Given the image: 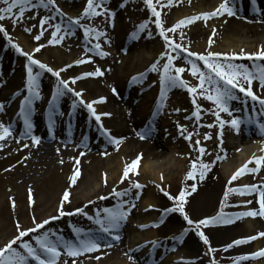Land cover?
Instances as JSON below:
<instances>
[{"label": "bare ground", "instance_id": "6f19581e", "mask_svg": "<svg viewBox=\"0 0 264 264\" xmlns=\"http://www.w3.org/2000/svg\"><path fill=\"white\" fill-rule=\"evenodd\" d=\"M197 1V6L193 5L194 9H192V11L181 10L182 8L175 12L169 11L166 15L169 19V23L174 25L185 17L203 12H211L220 3V0ZM56 4L61 10L62 16L58 14L57 17H52L51 12L50 16L54 20L53 22L57 23L59 20L65 26L67 25L69 17L82 18L83 9L87 6L86 0H74L72 2H70V0H58ZM241 4L242 3H236L235 16L229 17L224 15L212 17L207 21L200 19L177 28L181 33V36L178 37L181 39L182 37H186L185 40L188 43H186V46L189 51L205 54L208 51L221 53H227L223 51H237L247 46L249 40L253 41V43L262 41L264 43V15L256 16L253 14V9L246 4ZM259 5H261L260 2ZM77 6L81 7V12L72 14L70 9ZM102 7L112 12L110 23L106 14L97 15L89 19L91 23L88 21L89 24L86 28L95 27L102 30L105 35L100 37L93 35L94 38L92 37L90 42L84 39L83 52L75 50L76 44L67 38L60 39V42L57 44H50L54 48L47 47L50 39L48 37L44 39V42L37 40L38 42L34 44L32 51L29 53H31L35 59L40 56L45 62L51 66H55L60 72L59 77H64L70 82H72L70 78L82 77L75 81V86L83 89L84 93L82 95L84 98L85 96L90 97H87L85 102H92L94 100L99 101L101 97L106 98L104 102H98L94 107L97 114L110 113V115H101V121L97 122L95 117H93L89 111L87 112L85 106L81 104L80 101L71 99L73 97H71V94L66 90H64L63 94H59L53 98L52 93L54 88H52V86L56 87L58 82L52 83L54 79L50 72L46 69H39L34 65V73L39 72L36 80V92L38 96L33 99L31 110L27 112V118L31 125V135L38 137L35 146L31 144V135L25 138L24 118L20 115V111L16 114L17 108L12 106L14 103H17V101L20 103L19 97L21 95H28L25 87L26 70L21 74L18 69H15L17 63L12 62L14 61L10 57L12 52L5 44L0 43V50L1 48H5L3 53L0 52V104L3 105L2 110H0V123L6 126L11 125L10 136L0 140V145H2V147H0V238L11 237L10 235L14 230H17V224L22 226V224H26L25 221L33 222V218H35L36 222L49 220V225L51 221L56 220L49 219L50 217H58L57 219L62 218L68 221L82 220L85 216L78 213L76 216L73 214H66L64 216L59 215L58 209L63 193L66 190L70 192V196L69 201L64 202L63 205L65 213H74L76 208H81L88 203V201H92V203H99V206L94 208V212L88 213V215L91 214V216H95L97 211L107 207L104 201H110L108 205H113L114 203L118 205L121 200H128L130 203L138 201L141 191L132 186L133 181H138L142 185V188H144L141 204L139 203L140 208H131L130 204L124 205V207L129 206L130 214L134 216V218L139 219L138 221L143 225L149 221L151 223L152 219L155 218L153 212L148 213V211H145V207L153 204L156 208L160 206L157 192H161V189H163V191L171 188L175 189L173 186H175L177 179L180 177V172L177 169L180 165V161L172 157L170 158L168 154H171V152L175 150L177 152L179 149L175 148L180 147V151L188 156L189 152L184 146L185 142L183 143L180 142L179 139H174L173 142H176L177 145L168 146L171 152L165 153L164 151L156 150V147L159 145V138L156 134H153V132L147 131L145 133V137L148 136L150 138L153 136L152 143L140 139L139 135H137V133L143 129V121L147 119L144 113H147L146 111L156 103L157 95L150 98L145 97L142 99V102L140 101V103L133 105L136 97L133 84H135L136 81L133 82L132 78L137 75H135L128 66L124 64L117 65L119 57H122V54H126L127 52L123 51L122 41L124 39L121 40L124 31H126V26L122 22L119 23V25L115 23L116 20H120V13L113 2L105 0ZM46 11L47 9L42 7L26 9L23 18L19 19V27L25 30L28 28L29 21L33 19L39 24L40 18L47 15ZM25 20H28V22H24ZM49 21L52 23L51 20ZM111 23L114 24L112 29ZM45 24L47 25V22ZM84 25L87 24L84 23ZM60 29L62 28L60 27ZM213 29L216 30L214 36L212 35ZM210 37L213 40L211 45H209ZM24 41L27 42V38H24ZM96 43L101 45V50L107 53V55L101 56L97 53L94 49ZM39 45L44 46L40 48L38 52L34 51ZM108 46L111 47L110 50L103 49ZM118 47H120V49H117ZM221 47H224L222 51L220 50ZM87 48L91 50L90 54ZM124 48L128 47L126 46ZM247 48L251 50L253 46H247ZM138 52L137 50L130 51V57H139ZM20 55L22 54L20 53ZM115 55L118 57L116 58ZM146 56L149 58L147 53ZM88 57H91V59H88ZM25 59L28 63L27 58ZM220 59L223 61L224 58L221 57ZM77 60H82L83 62L77 64L75 63ZM113 61L117 62L116 65L113 64ZM146 61L147 59L144 62ZM151 62L152 60L150 59L146 64L151 65ZM258 63H264V61H258ZM97 68L101 70L102 75L83 76L84 73L93 72ZM129 81L132 84V89L129 88L128 90L127 82ZM153 84L156 86L157 90L161 88L160 78L154 79L151 85ZM113 88L116 90L115 93L112 91ZM173 88L175 91L180 90L178 86H173ZM252 88L257 95L264 96V87L258 86L257 81H253ZM125 89L128 90L127 97L125 96ZM169 89L171 90V87H169ZM238 96L241 97V99H236V103V100L229 102L230 109L234 108V111H232L233 116H235V111L238 110L237 115L240 116L241 119L250 112L251 115L255 116V121H264V116L261 114L259 115V112H251V106H253V111L255 106H259L260 108L259 103L251 100L248 101L250 98L244 103L243 96ZM148 100H150V104ZM74 101L75 103H73ZM183 101L185 102V99ZM44 106L45 108H43ZM15 114L17 116H14ZM37 114H41V118H37ZM219 115L220 118L224 120L230 119L227 113L220 112ZM65 120L69 122H64ZM109 121L112 123L114 122L115 127H112L110 123H106ZM100 123L103 124L104 128L110 130L112 136L123 137V140L119 141L118 148L116 145L109 142L108 137L100 128ZM227 126L229 125L225 124L224 128ZM224 128L222 130V147L221 137H219V141H216L219 145L216 158L218 156L220 157L218 160L221 162L220 168L222 170L217 171L214 167L210 169L208 171L210 181L205 178L203 180L188 179L186 174L191 168L190 165H188V169L185 172L186 179L184 181V190L190 193V195H187V198H190L189 210L191 213L200 216V218L209 216L222 207L226 210L224 212L226 215H228L227 211H233L234 213L240 202L247 204L245 201L253 203L251 208H247L248 211L253 209L259 211L260 208L259 201L262 199L260 193L245 192L244 194H240L238 192H230L227 199H225L224 194L229 188H242L245 185L252 184L264 190V163L260 165L257 172H245L236 180H231L232 175L249 160L253 162L248 166L250 168L255 166L253 156L260 157L259 153L262 151L263 147H260L261 145L259 144L264 146V143H262L264 142V132L261 131L257 123H249L248 120H243L237 138L230 144H227V142H225L226 138L230 139V134L233 132L236 133L237 131L231 128ZM72 145L74 147H72ZM112 152L119 155L109 158L108 155ZM126 153L135 155L134 158H136V160L138 156L140 157L136 168L139 174L137 175L135 172H130L129 177L131 176V178L128 179V181L124 179L123 182H121L123 174L120 175V173L123 170L124 162H122L123 160L120 156ZM77 157L78 164L75 159ZM159 158L164 160L163 165L159 163L157 170H152V168L155 167L152 166V163ZM74 166L79 167L80 174L76 183L71 184L70 177L73 174ZM114 166L115 168H113ZM102 174H106L107 177H109L110 184L112 185L111 189L107 190L105 193L96 195L97 197L91 196L93 192H96L91 190V186L94 185L98 176L101 181ZM161 176H163V179H161ZM118 183L130 187L134 193L120 198L109 195L114 189L117 191L124 190L125 187L116 186ZM192 183L197 184V188L194 192H192L190 188ZM30 193L32 198L31 202L29 200ZM246 194L252 195L250 196L252 198L248 199ZM101 196L106 197V199L104 201H102L103 199H98V197ZM255 204L257 208H253ZM101 205L103 207H101ZM108 208L110 207L108 206ZM50 212L53 213L50 215ZM247 217L241 222H238V226H232L230 231H224L226 229L218 230L222 232L220 233V237L226 232L228 233L226 236H228L229 239L231 238L228 241L232 242L249 236H256V240L262 239L263 236H259V233L264 232V225L262 226L258 223L257 229H255L254 232H250L248 227L251 228L252 222ZM178 222L175 216H170V223L176 225ZM69 223L74 226L79 225L73 224L72 222ZM95 226L91 225L92 231H88L86 227L84 229L97 237H101L99 226ZM87 227H89V225ZM174 227L177 229V226ZM120 228H125V224L123 225L120 223L117 229L120 230ZM168 228H170V226H168ZM63 229L61 235L62 239L68 241L76 240L72 238L69 239L68 235L65 237V228ZM61 230L60 232L59 230H55V236H59ZM115 232L116 229L114 230V233ZM126 235L129 236L128 247L125 246V248L129 250V256H126L128 254L125 252L126 249H120L118 245L107 244L102 248L92 252H85L77 256L76 264H131L132 261H135L136 264H141L146 263L145 259L150 261L161 256L160 250H157V255L156 249L152 251L147 250V252H141L140 250L142 246L141 242L144 239L153 238L154 232L149 231L145 237H140L139 229L133 228L131 231H128ZM105 238L106 237L103 236V240H105ZM261 242V240L256 241L254 246L253 242H249L251 243L250 247L246 245L247 242L239 245L234 244L231 248L238 247V250H247L248 253L252 254L253 249L254 252L260 251L258 249H261ZM240 245L243 247H239ZM121 247L123 246L121 245ZM262 249H264V247ZM135 251L137 252L135 253ZM130 253L135 255L131 256ZM137 254H141V257H138ZM187 255H183L182 260L190 262ZM130 256L132 259H129ZM96 257L99 258L97 259ZM261 258V262L258 264H264V257ZM171 260V258L165 257L160 261V264H173ZM65 261L66 264L72 263L70 260L68 261L66 255L61 252L57 264H65ZM29 264H34V262L29 259Z\"/></svg>", "mask_w": 264, "mask_h": 264}, {"label": "rangeland", "instance_id": "374dc122", "mask_svg": "<svg viewBox=\"0 0 264 264\" xmlns=\"http://www.w3.org/2000/svg\"><path fill=\"white\" fill-rule=\"evenodd\" d=\"M56 1L58 2V0H55V5L54 6H50L49 8H47V17H49L48 21H47V25L44 24L43 26L37 24L36 20H30L28 23V28H31V31H25L23 29H21L18 25V23L13 24L12 19L10 18H5L3 20H0V24H2L4 26V28L6 29V31L10 34L11 38H12V42L13 43H17L21 46V48L23 49L24 52H30L32 51V47L34 46L35 43H37L38 41L34 39V37L37 34L41 33L42 30V35L40 36V41L44 42V39L46 38H50L52 39V32L55 30L54 27H51L50 25H57L59 24V26L62 28L60 29V33H58V36L60 34H62L63 38H67L70 39L73 43L76 44V47L74 48L75 50L79 51V52H83L84 51V43L83 40H89V42L91 41V38L93 37V35L89 34L86 35L85 34V28L86 26H88L89 24V19L88 18H80V25H83V27H81L80 25H74L71 28L67 27V25H63V23L61 21H57L53 22L54 20L51 18L50 16V12L52 14V17H57L58 14L62 16L61 14V10L57 7ZM63 1V0H61ZM69 1V0H67ZM74 0H70V2H72ZM111 2H113L117 8H118V12L119 14V18L120 20H116L115 23H117V25H119V23H123L126 26V31H124V34L121 38L124 39L122 41V49H124L123 47H128L126 48V54H122V57H119V61L118 63L116 61H113V64L119 66L124 64L125 66H128L130 69H132L133 73L135 75L138 74H145L144 77H142L141 79H138L135 84H133V89L136 91V97H135V101L133 103V105H135L136 103H140V101L142 102V99H144L145 97L150 98L153 96L157 95L160 97L161 94V88H159L158 90L156 89V86L153 84V80L157 79L160 77V72L163 69V64L166 62L167 57L166 56H161L160 53L161 52H167L173 56L176 57V59L173 61V64L176 66H183L185 67V72L181 73V77L186 81V83L189 86H195L198 83V80L193 77L188 71L187 68L188 65L187 62L184 59V56L186 55V53L180 51V52H174L171 48L166 47L165 42L163 40V37L160 35V29L157 28L156 24H155V19L156 17L152 14L151 9L145 4L144 0H110ZM197 0H173V3L171 5L167 4V0H160L159 3H156V0H153V3L155 4L156 8L158 11H160L161 13V20H162V27L164 29H170L172 27V25L169 23V19L167 18V14L168 12H175L178 11L179 9L181 10H191L194 9L193 5L197 6ZM33 3H38V0H33ZM0 7H5V5L3 3H0ZM58 8L59 11H56L55 9ZM65 8V7H64ZM63 8V9H64ZM62 9V7H61ZM68 10V9H66ZM72 11V14H77V12H81V7H74L70 9ZM14 12L16 11V9L13 10ZM66 19V16H65ZM52 21V23H50V21ZM87 21V22H86ZM89 21V22H88ZM147 21L146 27L144 28L143 31H138L137 34L135 35V37H133L132 35H130L131 33H133L134 31L137 30V26L142 24L143 22ZM24 22H28V20H25ZM23 22V23H24ZM83 23V24H82ZM87 24V25H84ZM91 23V22H90ZM114 24L111 23V29L113 28ZM44 27V28H43ZM102 31V30H101ZM67 32V33H66ZM36 33V34H35ZM104 33V32H103ZM105 34H103L102 36H104ZM165 35H168L172 38L173 41H175L176 43H180L182 44L184 47L186 46L187 41L185 40L186 37L184 38H179L178 36H181V33L179 32V30H175L174 32L171 31H165ZM24 38H27V42L24 41ZM94 38V37H93ZM252 39V38H251ZM88 42V43H89ZM0 43L5 44L9 50L12 52L11 54V59L14 60L12 61L13 63H17V66H15L16 70L18 69L21 74L26 70L25 65L27 64L26 62V57L24 58L23 55H20V52L16 51L15 48H13L11 46V44L8 42L7 37H5L3 35V33H0ZM125 43V46H124ZM127 44V45H126ZM188 44V43H187ZM246 45V43H245ZM247 46H253V48L248 49ZM247 46H244L240 49H238L237 51H223V52H227V53H242V52H247V53H257L260 51V48L262 46H264L263 41L262 42H254L249 40L247 42ZM47 47H52V45L48 44ZM54 48V47H52ZM131 48V49H129ZM224 47H221L220 50L222 51ZM103 49L106 50H110L111 47H105ZM117 49H120V47H118ZM129 49V50H128ZM2 50V51H1ZM0 52H4L5 48H1ZM139 51L138 55L139 57H130V51ZM87 51L89 52V54L91 53V50L89 48H87ZM116 51V50H115ZM114 51V52H115ZM145 54H144V53ZM149 55V58H147L146 56ZM6 55V54H5ZM145 56V58H144ZM115 57L117 58L118 56L115 55ZM38 60H40L41 62L47 64L48 66H50L53 70L55 71H59L58 69L55 68V66H51L50 64H48L47 62L44 61V59L42 57H37ZM152 60L151 65L146 64V62H144L145 60ZM190 59L196 60L198 66L201 67L202 71H204L207 74V69L204 68L203 66V62L199 61L197 58L195 57H191ZM251 60H246L245 58H237L235 60H233V63H242V64H246L249 67H252L253 65V61ZM155 64L156 65V70L153 71L151 70V66ZM9 66V65H8ZM37 67V66H36ZM80 67V66H79ZM14 69V68H13ZM35 69V67L33 68ZM38 69V68H37ZM51 76L53 77L54 81H52V83L54 82H58V79H63V80H68L64 77H55L52 73H50ZM69 81V80H68ZM128 86L131 88L132 84L129 82H127ZM76 84L72 83L69 81V87L74 89L77 92H80L81 88H77L75 86ZM126 86V85H125ZM179 87V91H175L173 87H171V90L169 88L164 89V98H163V103L165 104V111L164 113H159V114H152L154 113V109L153 111L149 112V110H147V113H144L147 116H153L155 121H156V128L154 129L157 131L156 134L159 138V145L156 147V150H160V151H164L166 152H171V150L169 149L168 146H172V145H177L176 142H173L174 139H179L180 142H185V147L188 150V156H186L187 154H185L184 152L180 151V147H177L175 149H179L177 152L176 150L174 152H171V154H168L170 156V158H174L177 159V161H180V165L177 167V169L180 172V177L177 179L175 186H173L175 189L171 188L169 190L166 191H158L157 192V196H158V201L160 202V206L156 208V206L153 205H148L146 208V212L148 211V213H152L154 214L155 218L152 219L151 223L150 221L143 224L145 225V227H140V225L142 224L140 221H138L139 219L134 218V216H132L131 214H128L126 216V218L121 221V224H125V228H120V230H118V232L114 235H116L118 238L117 239H113L112 236H109L108 234L105 233V235L107 236V240L105 241H111V244H115L118 245V247L120 249H126L125 252L128 253V247L127 245L128 243V238L129 236L126 235L128 233V231H131L133 228H138L139 232H140V237H145L146 234L150 231V232H154V236L153 238L150 239H144L141 244V252H147V250H154L156 249V255H157V250H160V254L161 256L158 258L153 259L152 264H160L161 260L164 259L165 257H169L171 258L173 264H258L259 262H261V257L256 256L253 257L250 253L247 252V250H238L237 248H226V246L228 244H231L232 241H228L230 240L228 236V233L224 232L222 234V237H220V233H222L221 231L219 232L218 230L220 229H226L224 231H230L232 229V226H238L239 223L242 220H244L246 217H239V218H232V222L230 223H219V224H210L208 226H203L201 225L199 228L196 227L195 224L189 225L187 224V222L184 220L183 215L179 212H165V209L168 208H172L176 205L177 201L175 200H171L169 199V196L166 195L165 193H169L171 196L175 197L178 196L179 192L184 190V181L186 179L185 176V172L188 169V165L191 166V162L193 160H197V169H199V160L197 159L198 157L200 159H202L204 162L209 163V167L211 169L212 166L217 165L219 162L216 159V153L218 152L219 149V145L216 141H219V132L221 131V129L219 128V124L217 121V117L216 115H214V113H216L217 109L215 107V105L206 99L205 96L199 95L198 93L201 91V89H197V93H189L187 91L186 88L184 87ZM52 88H55V86H52ZM132 89V88H131ZM68 93L71 94V99L75 100V101H80V98L76 97L74 95L73 92L68 91L67 89H65ZM134 91V92H135ZM236 92H238V94H241L238 90H236ZM84 92L82 91V94ZM237 94V93H236ZM47 95V94H46ZM128 92L125 89V96L127 97ZM49 96V94H48ZM90 98L89 96H85V98L82 95V99L85 101L86 98ZM23 96H20V101L23 100ZM195 98L196 104H199L200 107V118H199V122L196 119V117L193 115L194 111H196V106L195 104H193V99ZM185 99V102L183 101ZM44 100H45V96H44ZM149 104H150V100ZM69 103V102H68ZM67 103V104H68ZM183 103V104H181ZM45 104V102H44ZM85 106V108L87 109L86 105L83 104ZM96 105V104H94ZM93 105V107H94ZM14 108H18V110H20V104L17 103L13 105ZM95 108V107H94ZM64 109V108H62ZM87 111H89L87 109ZM90 112V111H89ZM152 117V118H153ZM151 122V119H148ZM146 120L143 121L144 124H146ZM107 124L110 123V125L112 127H115L114 122H106ZM202 123V126H201ZM209 124H212L213 126L210 128L208 127ZM177 125H182L184 126L183 128H178ZM231 128L230 126H227L224 129H229ZM188 133H193L192 137L190 139H186L185 137H187ZM209 134L210 135V139H205L204 136L205 134ZM155 135V136H156ZM152 138L153 136H151L150 138L147 137L146 140L149 143H152ZM199 140L200 144L196 145L195 141ZM215 141V142H214ZM227 144H230L232 142L231 138L230 139H226ZM218 145V146H217ZM138 146V145H136ZM203 146L206 150V154L201 156V154L198 151V148ZM127 148V147H126ZM211 148V149H210ZM129 152V151H128ZM127 154V153H126ZM124 154L123 156H120L121 159L123 160L122 162H124V167L123 170L121 171L120 175L123 174L124 172V168L128 165H131L133 163V161H136L135 155H132L131 153L129 154ZM119 155V154H118ZM117 153L112 152L108 155L109 158H113L115 156H118ZM154 161V160H153ZM163 161L162 159H158L155 160V162L152 163V166H155L152 168V170H157V167L159 166L158 164L161 163L163 165ZM115 168V166L113 167ZM163 170V169H162ZM217 171H221L222 169L217 166L216 169ZM184 172V173H183ZM183 174V175H182ZM198 175V172H197ZM205 179L210 181L209 179V173H206L205 175ZM209 176V177H208ZM107 183H105V175L102 174L101 176V181L99 180V176L96 180V182H94V185L91 186V190L92 191H96L95 193L91 191V196L97 197L96 195H99L101 193H105L107 190L111 189V184H110V180L109 177H107ZM131 176L128 178L130 179ZM128 179L126 181H128ZM167 179V178H166ZM116 186H122V188L125 189H130V187L127 186H123L121 184H116ZM148 186V185H147ZM103 187V188H102ZM109 187V188H108ZM172 187V186H171ZM102 188V189H101ZM149 188V186H148ZM151 188V187H150ZM143 190L144 188H141L140 191L141 193L139 194V198L138 201H134L132 203H130V207L134 208V209H138L140 208L139 203L141 204V200L143 197ZM186 191V190H184ZM134 192L131 190L128 195H132ZM126 195V196H128ZM248 197V199H251L252 195L246 194ZM254 195V194H253ZM243 198V196H242ZM105 199H103L102 201H104ZM186 200L187 203L185 204V211L188 214L189 218L192 221H199L201 219L207 218V217H213L216 216L221 210L223 212H225L226 210H224V208H219V210H216L215 212L211 213L209 216H206L204 218H200V216H197L193 213L190 212V208H189V200L187 196H186ZM110 202V201H109ZM108 200L104 201V203L106 204V206L113 208V205H117V204H113V205H108ZM253 203H247L244 204L242 202H240V204L237 205L236 208V212L234 213H238V212H244V211H248V207H252ZM58 206V205H57ZM95 206V207H94ZM99 206V203H86L83 208L85 210V212L87 213H92L94 212V208H97ZM151 206V207H149ZM101 207H103L101 205ZM128 208H130L129 206H127ZM144 208V207H143ZM144 208V209H145ZM253 208H257V205H253ZM53 212H50L49 214L51 215ZM228 215L227 216H231L233 214V211H227ZM74 216L77 215V213L73 214ZM103 215V213L101 214ZM175 216L176 219L179 221L176 225H174L173 223H170V216ZM88 216H91V214H89ZM93 219H89L87 216L83 217L82 220L80 221H74V220H65V219H56L54 221H51V224H47L44 225V228L42 231H50L52 233H54L55 230H61V234L59 235V237H61L62 235V231L64 230L63 228H65V237L66 235L71 236L73 235V238H77L76 233L74 231V228H81L84 229L86 226L91 225L92 222H94V217L92 216ZM248 219L251 220L252 225L251 228L248 227L249 231L254 232L255 229H257V224L259 223L260 225H264V217L261 216H249L247 217ZM39 220V219H38ZM72 222L73 224H79V225H70V223ZM162 221V222H161ZM23 222V221H22ZM26 224H22V226H20L21 229H26V228H31L34 226V223L31 221H25ZM155 224V226H153ZM168 226H170V228H168ZM177 226V229L176 227ZM67 227V228H66ZM180 227V228H179ZM184 229H187V231H183ZM246 229V228H245ZM85 230V229H84ZM41 230H38V232ZM202 231L209 240V244H205L201 238L199 237L198 233ZM223 231V230H222ZM63 232V233H64ZM71 232V235H69ZM18 232L15 229L14 232L10 235L11 237H2L0 238V246H2L3 244L7 243L10 239H12L15 235H17ZM37 233H29L28 236L24 237V239H29L31 236L36 235ZM180 237L179 239H176V237ZM256 239L254 240H250L249 242H253V246L254 243L256 241L261 240V249L258 250H262V248L264 247V236L262 239ZM34 243V241H32ZM247 242L246 245L247 246H251V243ZM104 243V242H102ZM110 244V245H111ZM104 245V244H102ZM121 245L123 247H121ZM103 247V246H102ZM101 247V248H102ZM239 247H243V246H239ZM259 247V246H258ZM259 247V248H260ZM214 249L215 251H210L209 249ZM140 252V253H141ZM186 252V253H185ZM258 251L254 252L253 249V253H257ZM159 254V255H160ZM185 254L188 256L189 261L190 262H185L183 261L182 257L183 255L185 256ZM131 256L135 255L132 253H130ZM138 257H141V254H137ZM158 255V256H159ZM129 256V253L126 255ZM69 257V256H68ZM241 257H247L245 259H241ZM70 261L72 262L73 259L76 260L77 262V258L76 257H69ZM146 263H141V264H148L147 263V259ZM155 261V262H154ZM133 264H136V262L132 261ZM131 263V264H132ZM72 264V263H71Z\"/></svg>", "mask_w": 264, "mask_h": 264}, {"label": "snow or ice", "instance_id": "6c2138e0", "mask_svg": "<svg viewBox=\"0 0 264 264\" xmlns=\"http://www.w3.org/2000/svg\"><path fill=\"white\" fill-rule=\"evenodd\" d=\"M145 4L151 9L152 14L156 17L155 24L158 29H160V35L163 37V40L165 42L166 47L171 48L174 52H184L186 55L184 56L185 61L188 65H190L187 68V71L198 80V83L195 86H189L186 81L181 77V73L185 72V67L183 66H176L173 64V61L176 59L175 56L167 53V52H161V56H166V62L163 64V69L160 72V85H161V94L160 98L157 101L158 107H163V98H164V89L173 87V86H180L187 89L189 93H197V89H201V91L198 93L199 95L205 96L207 100L211 101L217 111L214 113L217 117V121L219 124V128L221 129V132L219 133L221 137V147H222V141H223V128L225 124H228L231 129L234 131H239L242 119L240 116H233L232 115V109L229 107V102L236 99H241V97L237 96L236 90H238L240 93L243 94V102H247V98H250L252 101L259 103L260 105V114L264 115V97L257 95L252 88L253 81H257L258 86L264 87V63H258V61H264V46L260 48V51L257 53H221V52H213L208 51L205 53H197L195 51H189L187 47H184L180 43H176L172 40V38L168 35H165V31H171L174 32L177 28H180L181 26L193 23L197 20L204 19L207 21L208 19L212 17H218V16H224L227 15L229 17L236 15V0H220L219 5L211 12H203L199 13L197 15H193L190 17H185L181 20H179L176 24L172 25L170 29H164L162 27V20H161V13L157 10L155 4L153 3V0H144ZM160 0H156V3H159ZM178 2V0H177ZM254 2V0H253ZM0 3H3L5 7H0V20H3L5 18L12 19L13 24H16L19 22V19L23 18V15L25 13L26 9L29 8H49L50 6L55 5V0H38V3H33V0H0ZM105 3V0H86L87 6L83 9L82 15L85 18L91 19L92 17H95L97 15H103L106 14L109 18L112 16V12L104 7L102 5ZM173 3V0H167V4L171 5ZM16 9L14 12L13 10ZM56 11H59L58 8L55 9ZM49 17L44 16L40 18L39 24L43 26L47 21ZM147 21L143 22L142 24L137 26V30L131 33L133 37L137 34L138 31H143L146 27ZM74 25H80V17H69L67 21V27L71 28ZM51 27H54L55 30L52 32V39H49V44H57L60 42V39H62V34L58 36V33H60V26L59 25H50ZM83 27V25H80ZM25 31H31V28H26ZM215 29H213L212 35H215ZM0 33H3L5 37H7L8 42L11 44L13 48L16 49V51L20 52L22 55H24L28 63L25 65L26 68V84L25 87L27 89L28 95H25L23 100L20 101V115L24 118L25 123V138H28L31 129V125L28 122L27 118V112L31 110V105L33 102V99L38 96L36 92V80L37 76L39 75V72L34 73L33 66H37L39 69H46L48 72L52 73L56 77L59 78L60 72L53 70L50 66L47 64L41 62L38 59H35L33 55L29 52H24L21 46L17 43L12 42V38L10 34L6 31L4 26L0 24ZM43 33L36 35L34 37L35 40H40V35ZM86 35H94L96 37H100L103 35V31L95 28V27H88L85 29ZM183 38V37H182ZM213 43V40L209 39V45ZM44 45H39L34 51H39L40 48H42ZM94 49L97 51V53L101 56L107 55V53L103 52L101 50V45L99 43H96L94 46ZM191 57L197 58L199 61L203 62L204 68L207 69V74L202 71L201 67L198 66L196 60L190 59ZM221 57H223V61H221ZM237 58H246L248 60L253 61V66L249 67L246 64L242 63H233L232 61ZM88 59H91V57H88ZM82 60H77L75 63L79 64L82 63ZM151 70H156V65L153 64L151 66ZM102 75V72L99 68H97L93 72L84 73L83 76H99ZM143 73L138 74L137 76L133 77V82L137 81L138 79H141L143 77ZM82 77H73L70 78L72 80V83H75L77 79H80ZM67 89L70 92H73L74 95L78 98H80V103L85 104L87 109L90 111L93 117H95V120L97 122L101 121V115H110V113H101L97 114L96 109L93 107L94 104L98 102H104L106 98L101 97L99 98V101H92V102H85L82 99V91L77 92L74 89L69 87V81L58 79V84L54 88L52 97L55 98L59 94H63L64 90ZM112 91L115 93V89L113 88ZM75 103V101L73 102ZM193 104L196 106V111H194L193 115L196 117L197 120L200 118V105L196 104L195 98L193 99ZM3 105L0 104V110H2ZM224 112L227 113L230 117L228 120H224L220 118L219 113ZM249 123H257L259 125V128L262 132H264V121H254L251 118V115H249L248 118ZM212 124H209L208 127H212ZM178 128H183L182 125H177ZM100 128L103 131V133L108 137L109 142L116 145L117 148L119 147V141L123 140V137H114L111 135L110 130L103 127V124L100 123ZM11 134V125H5L3 123H0V140H3L5 137L10 136ZM137 135L140 136V138H143L142 133L138 132ZM193 133H188L186 139H190L192 137ZM205 139H210L209 134H205ZM38 141V137L35 135H31V144L33 146L36 145ZM264 143V142H262ZM196 145L200 144L199 140L195 141ZM2 147V145H0ZM26 147V145H25ZM199 153L201 156L206 154V150L203 146L198 148ZM83 154V153H81ZM106 154V153H102ZM77 160L78 164V157L75 158ZM140 157H137L136 161H133L131 165H128L125 167V170L123 172V176L121 178V182H123L124 179L129 178L130 172H135V174H139L136 171L137 164L139 162ZM199 160V169H197V160H193L191 162V168L187 172L186 176L190 180H203L205 178L206 173L210 170L209 163L204 162L199 157L197 158ZM217 159H220L218 156ZM255 161L254 167H249L248 165L251 164L253 161L249 160L246 162L241 168H239L235 174L232 175L231 180H236L239 176L244 174L245 172H257L260 168V165L264 163V156L260 157H253ZM198 172V175H197ZM80 174V170L78 166H74V171L72 176L70 177V183L75 184L77 181V178ZM161 179H163V176H161ZM105 183H107V178L105 174ZM132 186L136 189H141L142 185L138 181H133ZM191 191L194 192L197 188L196 183H192L190 185ZM163 191V189H161ZM131 191V189H126L123 191H117L113 190L112 193L109 195H112L114 197L120 198L123 196L128 195V193ZM230 192H238L240 194L247 193H260L262 199L259 201L260 208L259 211L253 209L249 211L244 212H238L233 213L231 216H227L222 210L213 217H207L204 219H201L199 221H192L188 214L185 211V204L187 203L186 196L190 195L187 191H180L178 196H171L169 193H165L169 196V199L177 201L176 205L172 208L165 209V212H179L183 215L184 220L187 222V224L192 225L195 224L197 228H199L201 225L208 226L210 224H219V223H230L232 222V218H239V217H246V216H252L255 217L257 215L264 217V190L258 188L255 184L252 185H245L242 188H229L227 192H225V199H227ZM70 192L66 190L63 193V197L59 206V215H72L74 213L82 214L84 216H87L89 219H93L92 216H88V213L84 211V208H76L74 210V213L69 212L65 213L64 211V202L69 201ZM31 193L29 195V200L31 202ZM98 199H106V197H98ZM14 203V202H13ZM88 203H92V201H88ZM245 203H250V201H245ZM130 201L128 200H121L120 203L117 205V207L114 208H108L105 207L103 209H100L96 212L94 217V222L96 225L99 226V230L102 233H106L109 236H112L113 239H117L118 237L114 235V230L119 227V224L121 221H123L126 216L128 215L129 208L124 207V205H129ZM151 207V206H149ZM101 212L103 215H101ZM58 217H50L49 219H57ZM162 222V221H161ZM34 226L31 228L21 229L19 224H17V232L18 234L14 236L12 239H10L7 243L0 246V264H29V259L34 262V264H57V260L61 255V252H63L66 256L69 257H77L79 255H82L85 252H92L94 250H97L102 247V240L103 237H97L94 234H91L84 229L81 228H74V231L76 233V240L75 241H68L63 240L59 236H55L54 233L50 231H42L44 228V225H47L49 223V220H43L41 222H36L35 218H33ZM155 226V224L153 225ZM140 227H145V225H140ZM38 230H41L38 232ZM183 231H187V229H184ZM29 233H37L34 236H31L29 239H24V237L28 236ZM199 237L205 244H209L208 237L200 231L198 233ZM259 236H264V232L259 233ZM180 237H176V239H179ZM256 236H249L244 239H237L234 240L231 244H228L226 248H231L234 244L239 245L242 243H246L250 240L256 239ZM34 241V243L32 242ZM106 246V245H105ZM210 251H215L214 249H209ZM253 257L259 256L264 257V249L260 250L257 253L251 254ZM97 259L99 257H96ZM247 257H241V259H245ZM129 259H132L130 256ZM66 264V261H65ZM72 264H76V260L73 259Z\"/></svg>", "mask_w": 264, "mask_h": 264}]
</instances>
